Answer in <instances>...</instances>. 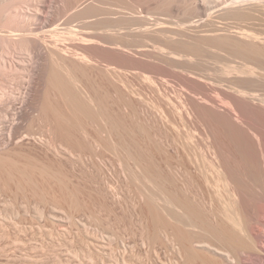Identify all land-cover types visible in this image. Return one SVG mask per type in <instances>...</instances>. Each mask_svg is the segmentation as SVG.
<instances>
[{
	"label": "rangeland",
	"instance_id": "1",
	"mask_svg": "<svg viewBox=\"0 0 264 264\" xmlns=\"http://www.w3.org/2000/svg\"><path fill=\"white\" fill-rule=\"evenodd\" d=\"M60 5L65 7L63 0H47L44 20L27 23L43 26L31 36H42L47 46L55 41L47 21L54 20L52 26L64 32L59 44L66 64L85 91L73 93L84 100L76 97L80 101L71 107L53 86L43 94L46 84L42 94L49 106H22L18 98L36 79L44 55L5 52L14 65L24 57L32 61L25 62L30 73L14 69L0 75V91L7 88L16 96L6 118L0 104V264H264V252L229 250L232 243L253 245L246 231L231 226L234 236L224 241L216 231L229 197L199 149L201 123L180 103L191 93L170 87L164 100L148 79L159 77L156 65L69 39L64 28L75 9ZM75 43L81 46L79 55L87 53L92 62L77 64ZM204 54L213 65L214 55ZM86 94L94 97L92 105ZM16 122L18 135L11 131ZM190 132L193 140L187 145ZM171 196L198 211L194 222L201 214L198 226L171 204ZM205 245L228 247L232 254L219 249L231 256H214Z\"/></svg>",
	"mask_w": 264,
	"mask_h": 264
},
{
	"label": "bare ground",
	"instance_id": "2",
	"mask_svg": "<svg viewBox=\"0 0 264 264\" xmlns=\"http://www.w3.org/2000/svg\"><path fill=\"white\" fill-rule=\"evenodd\" d=\"M63 3L65 7L60 5L62 8L75 9L73 19H69L67 23L69 27L65 25L64 28L68 30L69 39H79L83 46L89 44L94 49L99 46L107 51V48H111L116 54L117 51L129 54L131 59L135 58L134 61H147L156 65L159 77L148 79L163 99L170 87L191 93L184 96V99L182 97V101L180 96V103L201 123L204 130L200 127L199 131H203L200 135L204 140L199 149L203 158L217 172L215 181L224 186L229 197L222 207V222L216 226V231L223 241L234 236L231 226L240 228L239 231H246L249 235L253 245L236 246L232 243L233 246H230L233 250H229L233 254L234 250L237 255L244 250L254 254L264 252V0H63ZM46 6L47 0H0V48H3L0 75H10V71L14 69L27 72L29 68L25 67L30 60L26 61L25 54L29 56L38 52L39 55H44L42 59L39 56L45 63L39 67L36 79L33 80V75L32 81L28 82L27 87L24 86L26 88L18 98L22 106L29 104L35 106V109L42 102V105L46 103L47 99H43V94L48 95V85L58 89L70 104L74 101L78 104L76 101L82 99L75 94L76 89L80 94L83 91L80 89L82 86L78 88L81 81L77 74L66 64V52L59 44L64 32L60 31V27L52 26L55 24L54 20L47 21L48 24L45 22L50 26L52 37H55L51 45L47 46L48 43L45 39L42 41V36H31L35 33L39 35L38 31L43 26L30 27L31 24L27 22L30 20L41 23L44 20L42 11ZM117 6L122 11L115 9ZM123 9L129 12L126 13ZM117 14V18L110 16L116 17ZM94 16L96 19H89ZM79 19L81 24L71 26V23ZM134 24L138 29L135 27L137 30L127 32ZM92 26L96 29L92 30L95 28ZM125 29L131 34L124 32ZM128 35H132V39ZM44 42L47 45H43ZM76 45L75 43L73 47L74 55L79 60L73 59L77 64L92 62L93 58L90 60L85 49L82 51L84 55L81 52L82 55H79L81 46ZM12 49L24 54V59L17 60L15 65L14 60L11 63L8 61L11 53L8 58L5 56ZM205 52L214 55L211 56L215 57L213 65L204 58ZM43 88L46 93H43ZM87 94L85 99L91 104L94 97ZM14 98L16 96L7 88L0 91V104L5 105V118L10 114ZM75 104H71V107ZM174 108L177 109L175 106ZM11 124V131L17 133V129H20L17 122ZM191 133L187 135V145L193 140ZM170 200L188 218H192V215L197 218L198 211L190 204L179 203L173 196ZM196 218L195 222L199 220ZM189 220H193L190 223L195 224L194 217ZM255 224L260 230L254 227ZM208 243L211 244L210 241ZM205 246L214 256H224L218 252L223 248L218 246L211 249L217 247L212 244L211 247ZM227 248L224 249L230 254ZM228 255L224 256L225 259L231 256Z\"/></svg>",
	"mask_w": 264,
	"mask_h": 264
}]
</instances>
